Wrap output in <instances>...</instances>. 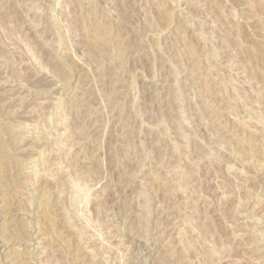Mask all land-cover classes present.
I'll return each instance as SVG.
<instances>
[{"label": "rangeland", "instance_id": "1", "mask_svg": "<svg viewBox=\"0 0 264 264\" xmlns=\"http://www.w3.org/2000/svg\"><path fill=\"white\" fill-rule=\"evenodd\" d=\"M0 142V264H264V0H0Z\"/></svg>", "mask_w": 264, "mask_h": 264}, {"label": "bare ground", "instance_id": "2", "mask_svg": "<svg viewBox=\"0 0 264 264\" xmlns=\"http://www.w3.org/2000/svg\"><path fill=\"white\" fill-rule=\"evenodd\" d=\"M0 143H2V142H0ZM4 146H3V144H0V151H5L4 150V148H3ZM244 152V151H243ZM2 153V152H1ZM3 154V153H2ZM6 166V165H5ZM5 166H3L0 170H1V172L4 174V172H5V170H6V167ZM3 188V187H2ZM55 207V206H54ZM47 212V213H46ZM45 213V215H44V220L45 221H47V223H49V224H51V229L52 230H54V232H56L57 231V229H58V224H57V222H56V220H55V217H56V212H55V210H54V208L53 207H51V211L50 212H48V210L46 211ZM163 225V224H162ZM51 232V231H50ZM62 233V232H61ZM59 238V237H58ZM64 243V242H63Z\"/></svg>", "mask_w": 264, "mask_h": 264}]
</instances>
